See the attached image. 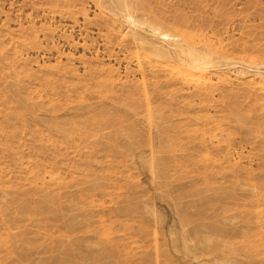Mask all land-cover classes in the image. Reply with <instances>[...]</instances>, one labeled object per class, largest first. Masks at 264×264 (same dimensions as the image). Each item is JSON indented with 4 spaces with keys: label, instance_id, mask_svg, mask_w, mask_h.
<instances>
[{
    "label": "rangeland",
    "instance_id": "rangeland-1",
    "mask_svg": "<svg viewBox=\"0 0 264 264\" xmlns=\"http://www.w3.org/2000/svg\"><path fill=\"white\" fill-rule=\"evenodd\" d=\"M127 2L204 84L111 0H0V264H264V0Z\"/></svg>",
    "mask_w": 264,
    "mask_h": 264
},
{
    "label": "bare ground",
    "instance_id": "bare-ground-1",
    "mask_svg": "<svg viewBox=\"0 0 264 264\" xmlns=\"http://www.w3.org/2000/svg\"><path fill=\"white\" fill-rule=\"evenodd\" d=\"M111 1L113 4L115 3V6L118 9V11L127 13L125 16V20L129 23L130 27L133 28V30H135V32H133V34L130 35L134 38L135 41L142 39L140 38V36H138L137 33L141 30L146 29L147 33H149V36L151 38L156 39L161 44H168V46H173L172 49H164L153 43H149V45L151 46V48H149V51H151V53L154 56L162 58V59H166V58H169L171 54H173L175 58L184 62V65L187 67L184 70L185 73L186 71L187 73L189 72L188 74L190 75V77L194 78L193 79L194 81L197 80L200 84H204L203 75H204L205 70L208 68L207 65L209 64V62L205 61L204 56H201L197 50L193 49L190 46V44L188 43V39L183 32L181 33L180 31V32H177V34L174 32L176 35H172L167 29H166L167 31L163 30L162 27L159 26V24L157 25L154 23L155 21L153 22L152 20L148 19L149 15L146 16L147 13L144 14V17H145L144 21L135 19L129 13L130 6L127 0H111ZM179 26H180L179 24H176L175 27H179ZM256 71H257L258 76L260 77L259 84L261 86H264V73L262 74L259 73L260 71L258 68ZM187 77L189 76L187 75ZM102 80L104 79L102 78L101 81Z\"/></svg>",
    "mask_w": 264,
    "mask_h": 264
}]
</instances>
